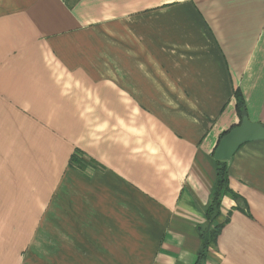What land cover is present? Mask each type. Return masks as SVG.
Wrapping results in <instances>:
<instances>
[{"label": "crops", "instance_id": "crops-1", "mask_svg": "<svg viewBox=\"0 0 264 264\" xmlns=\"http://www.w3.org/2000/svg\"><path fill=\"white\" fill-rule=\"evenodd\" d=\"M242 100L237 106L236 94ZM264 0H0V264H264Z\"/></svg>", "mask_w": 264, "mask_h": 264}, {"label": "trees", "instance_id": "trees-1", "mask_svg": "<svg viewBox=\"0 0 264 264\" xmlns=\"http://www.w3.org/2000/svg\"><path fill=\"white\" fill-rule=\"evenodd\" d=\"M236 100L239 108L242 100L238 93L236 94ZM216 164L217 180L212 190L211 203L209 204L206 212V218L208 221H215L219 218L221 215V205L224 197H229L235 201L239 199V196L229 187L226 162L216 161ZM223 227L224 223L202 233V248L199 251L198 261L196 264H206L209 249L216 246L217 238Z\"/></svg>", "mask_w": 264, "mask_h": 264}, {"label": "water", "instance_id": "water-1", "mask_svg": "<svg viewBox=\"0 0 264 264\" xmlns=\"http://www.w3.org/2000/svg\"><path fill=\"white\" fill-rule=\"evenodd\" d=\"M256 140H264V127L252 124L244 118L241 125L231 129L219 142L214 159L227 162L244 144Z\"/></svg>", "mask_w": 264, "mask_h": 264}]
</instances>
